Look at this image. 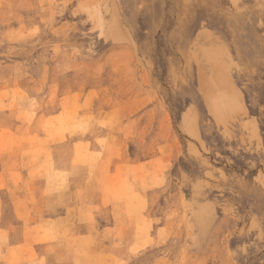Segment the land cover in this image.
Returning <instances> with one entry per match:
<instances>
[{"label": "rangeland", "instance_id": "obj_1", "mask_svg": "<svg viewBox=\"0 0 264 264\" xmlns=\"http://www.w3.org/2000/svg\"><path fill=\"white\" fill-rule=\"evenodd\" d=\"M0 264H264V0H0Z\"/></svg>", "mask_w": 264, "mask_h": 264}, {"label": "bare ground", "instance_id": "obj_2", "mask_svg": "<svg viewBox=\"0 0 264 264\" xmlns=\"http://www.w3.org/2000/svg\"><path fill=\"white\" fill-rule=\"evenodd\" d=\"M26 100V99H25ZM31 102V101H30ZM59 125V124H58ZM65 126V125H64ZM27 202V201H26ZM74 224V223H73ZM84 226V225H83ZM28 248V247H27ZM60 259V258H59Z\"/></svg>", "mask_w": 264, "mask_h": 264}]
</instances>
